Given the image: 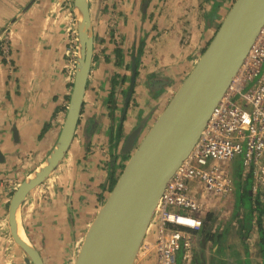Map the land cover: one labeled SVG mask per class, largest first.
Masks as SVG:
<instances>
[{
    "label": "crops",
    "instance_id": "0c3cea01",
    "mask_svg": "<svg viewBox=\"0 0 264 264\" xmlns=\"http://www.w3.org/2000/svg\"><path fill=\"white\" fill-rule=\"evenodd\" d=\"M210 1L215 7L216 0ZM230 1L219 0L213 12L209 0H148L147 6L146 0H89L93 60L74 138L63 160L26 196L18 213L23 235L44 264H73L109 194L110 175L116 177L120 168L123 155L114 158L111 168L107 151L112 118L119 117L123 108L120 97L130 74L115 63L116 51L130 60L142 47L121 148L136 125L144 124L146 132L159 116L169 101L168 91L184 80ZM73 33H77L73 0H0V42L5 40L9 52L6 62L0 50V264H27L20 249L10 247L6 239L9 203L18 185L43 165L58 140L74 78L68 51ZM185 35L190 46L182 44ZM156 74L168 83L157 97ZM235 202L232 195L226 210L211 209L210 225L203 224L192 235L191 264H243L246 259L262 264L255 234L249 237ZM232 207L237 209L233 215ZM154 236L151 230L143 244ZM152 259L136 258L133 264H155Z\"/></svg>",
    "mask_w": 264,
    "mask_h": 264
},
{
    "label": "water",
    "instance_id": "95a60500",
    "mask_svg": "<svg viewBox=\"0 0 264 264\" xmlns=\"http://www.w3.org/2000/svg\"><path fill=\"white\" fill-rule=\"evenodd\" d=\"M73 13L77 54L63 126L43 167L18 185L9 203L10 237L25 255L27 264L44 263L21 233L19 209L26 196L48 178L69 149L93 60L89 0H73ZM263 24L264 0L232 2L207 47L150 128L142 135L141 127H137L125 139L121 153L129 154V158L91 222L73 264L135 262L167 182L193 150ZM132 88L130 85L125 97L123 114Z\"/></svg>",
    "mask_w": 264,
    "mask_h": 264
},
{
    "label": "built area",
    "instance_id": "2783aa9c",
    "mask_svg": "<svg viewBox=\"0 0 264 264\" xmlns=\"http://www.w3.org/2000/svg\"><path fill=\"white\" fill-rule=\"evenodd\" d=\"M5 45L2 40L4 55ZM263 66L264 24L193 150L167 182L153 217L155 238L142 244L140 258L152 254L155 264H191L192 235L200 232L204 223L200 199H227L234 194L228 164L236 156L252 176L251 195L264 199ZM238 95L241 99L234 102Z\"/></svg>",
    "mask_w": 264,
    "mask_h": 264
},
{
    "label": "rangeland",
    "instance_id": "374dc122",
    "mask_svg": "<svg viewBox=\"0 0 264 264\" xmlns=\"http://www.w3.org/2000/svg\"><path fill=\"white\" fill-rule=\"evenodd\" d=\"M147 1L148 0H146V3L144 4L145 6H147ZM216 2H219V0H216ZM216 2H215V7H214V5L211 3V1L209 0V2L207 3L208 4V6H209V10H212L213 12H215V10H216ZM232 2H234V0H231L230 1V3L228 4V9L230 8V6H231V4H232ZM228 9H227V11H228ZM208 10V11H209ZM144 11V10H143ZM226 11V12H227ZM226 12H225V14H226ZM208 15V14H207ZM151 18V17H150ZM205 18V17H204ZM205 20H207V19H205ZM196 21H200L199 20V17L196 19ZM221 22V20L219 21H216V25H215V28L217 29V27H218V25H219V23ZM215 30V29H214ZM214 33H215V31H213L212 32V36L211 37H213V35H214ZM77 33H73V37L71 38V47H70V49L68 50L69 51V56H70V67L72 68V71H74L75 70V59H76V54H77V35H76ZM116 36H118V34H116ZM116 36H113V37H116ZM185 36H187V35H185ZM183 37V40H182V44L184 45V46H190L191 45V43H190V38L187 36V37ZM210 37V38H211ZM1 40V39H0ZM210 41V40H209ZM209 41L208 42H206L204 45H203V47L201 48V51H200V54H199V56L201 55V53L205 50V48L207 47V45H208V43H209ZM5 48H6V53L7 54H5L3 57H2V59L4 60V61H6L7 62V59H8V55H9V52H8V45H7V43H6V45L4 46ZM138 51L136 52V56L137 57H134V55L131 57V59L129 60L128 59V57H126V59H127V61H126V64L124 63L125 62V58L123 57V55H122V51L121 50H117L116 51V54L114 55L115 56V63L117 64V66H121L122 65V67L121 68H123L124 70H125V72L124 73H127V76L130 74V78H129V80L128 79H126L125 81H126V83L128 84V87H127V89H125V91H123V93L121 94V97H120V99H121V101H122V103H124V100H125V97H126V95H127V92H128V90H129V87H130V85L132 86L133 85V88H134V85H135V79H136V77H137V75H138V72H139V56H140V54H141V51H142V47H141V49L139 48V49H137ZM2 52V51H1ZM114 53V52H113ZM139 53V54H138ZM131 54H133V49H132V51H131ZM199 56L198 57H196L191 63H190V68H189V70H188V72L185 74L186 76L188 75V73H189V71L192 69V67L194 66V64H195V62L197 61V59L199 58ZM134 58V59H133ZM137 58H138V63H137ZM264 67V66H263ZM131 74H134V78H133V80H131ZM154 74V73H153ZM152 74V75H153ZM122 75V74H121ZM121 75H119V76H121ZM118 76V75H117ZM118 76V77H119ZM185 76V77H186ZM155 77H157V82H156V86H155V95H156V97L157 96H159V93H157V92H161V91H163V89L165 88V86L167 85L168 86V83H164V80L165 79H163V77H162V79H160L159 78V76L156 74L155 75ZM185 77H184V79H185ZM121 78V77H120ZM119 78V79H120ZM114 81H116V77L114 78ZM121 81V80H120ZM160 81V82H159ZM165 82H167V81H165ZM73 83V82H72ZM125 83V82H124ZM161 83V84H160ZM252 84V83H251ZM251 84H249V85H247V87L245 88V89H243L242 90V92H241V94H244L247 90H248V88L251 86ZM180 86V85H179ZM178 86V87H179ZM133 88H132V91H131V96H132V93H133ZM171 90V89H170ZM175 91L176 90H172L171 92L170 91H168V100H170V98L173 96V94L175 93ZM148 92H149V90H148ZM154 94V93H153ZM131 96H130V98H131ZM130 98H129V101H130ZM239 99H241V96L240 95H238V96H236L234 99H233V101L234 102H237ZM113 100H114V93H113ZM129 101H128V103H129ZM113 103H114V101L112 102V103H109V105L110 106H112L113 105ZM168 103V102H167ZM126 111H127V108H126V110H125V112H124V114H123V109H121V112H120V114H119V117H117V118H112L113 119V122H114V128L111 130V134L113 133V131L115 130V128H116V125H117V123H118V121L120 120V117H122V116H124L125 115V113H126ZM112 114V113H111ZM112 116V115H111ZM145 133V131L144 132H142V135ZM111 134H110V136H111ZM135 148V147H134ZM133 148V149H134ZM118 151V146H114V141H111L110 140V142H109V149H108V151L107 152H112V153H114V152H117ZM110 155V154H109ZM121 154L120 153H115L114 155H113V157H117V156H120ZM128 158H129V154H126V155H123L122 156V162H121V164H120V168L118 169V172H117V174H116V177L118 178V176L120 175V173H121V171H122V169H123V167H124V163L128 160ZM107 159H108V157H107ZM238 166V157L236 156L235 158H234V160L233 161H231L229 164H228V167L230 168V169H234V168H236ZM114 179H115V177H113ZM108 188H110V187H108ZM109 192H110V190H109ZM234 195V194H233ZM210 198H211V200H210ZM231 198V196L230 197H228L227 199H218V198H212V197H208V198H206V199H203V198H201L200 199V201L202 202L201 203V207H203L202 208V210H201V217H202V219H205V216L206 215H204L205 213H208V212H211L212 210L211 209H215V210H217V209H222L223 211L224 210H226V208H228V207H230L231 205H230V203H229V199ZM205 200V201H204ZM235 205L237 206V208H240V209H238V210H241V213H242V209H241V207L240 206H238L237 204H236V202H235ZM232 209V211H231V215H233L234 213H236L235 211L237 210L236 209V207L235 208H231ZM222 215H227V213L226 212H223V214ZM231 215H229V217L231 216ZM241 217H242V214H241ZM212 218V217H211ZM224 219H226V218H224ZM255 220V219H254ZM241 221H243V223H244V221L245 220H243V217H242V219H241ZM216 222H217V219H216ZM207 223V222H206ZM210 222H208L207 223V225H210L209 224ZM221 224V223H220ZM244 224H246V223H244ZM151 226L149 227V230L147 231V234L149 235L150 234V231L151 230H154L155 231V222H154V219L151 221V224H150ZM217 225V224H216ZM246 225H248V224H246ZM155 235H156V232H155ZM4 237L3 236H1V239H3ZM154 238H155V236H154ZM6 239L9 241L8 242V245H10V247L12 246V245H15L14 244V242H13V240L11 239V237L10 236H7V234H6ZM4 240H5V238H4ZM253 240V239H252ZM153 242V241H152ZM152 242H150V243H152ZM7 243V242H6ZM257 249H258V247H257ZM9 258H10V253H9ZM148 258H149V260L150 259H154V256H152V254H150L149 256H148ZM137 259L139 260V259H141V258H138L137 257ZM152 259V260H153ZM6 260H8V258L6 259ZM154 261V260H153ZM155 263V262H154Z\"/></svg>",
    "mask_w": 264,
    "mask_h": 264
},
{
    "label": "trees",
    "instance_id": "16d2710c",
    "mask_svg": "<svg viewBox=\"0 0 264 264\" xmlns=\"http://www.w3.org/2000/svg\"><path fill=\"white\" fill-rule=\"evenodd\" d=\"M137 63H138V58H137ZM113 83H114V79H113ZM113 93H111L110 95L109 103H112L114 101ZM123 121L124 118L117 123L115 130L110 136V140L114 141L115 143L114 146H116L123 137ZM229 170L235 185L234 195L238 200L237 205L240 206L242 209L241 214L243 220H245L244 223L248 224L247 225L248 227L246 226L245 228L249 234V237H253L252 233L255 234L256 247H258L259 250L258 252L259 254H261L262 259L264 260V199H259L251 195L250 187L252 183V176L250 173H247L242 169L240 165V159H238V166L234 169L229 168ZM110 176L111 178L109 179L110 181L109 190L112 189V187L116 182V179L112 177V174ZM213 216L214 215H211L210 212L206 214L205 219H203L204 226L206 222H210L213 220ZM243 264H251V262L246 259ZM262 264H264V261L262 262Z\"/></svg>",
    "mask_w": 264,
    "mask_h": 264
},
{
    "label": "flooded vegetation",
    "instance_id": "af4514ba",
    "mask_svg": "<svg viewBox=\"0 0 264 264\" xmlns=\"http://www.w3.org/2000/svg\"><path fill=\"white\" fill-rule=\"evenodd\" d=\"M123 106H124V104H123ZM127 106H128V103H127ZM123 118L125 119V115L122 116V117H120V120H119V121H121ZM119 121H118V122H119ZM123 122H124V121H123ZM144 122H145V121H144ZM144 122H142V123H144ZM138 125H139V126H138ZM138 125H136V127H134V128L136 129L137 126H138V127H141V132H142V129L145 128V125H144V124H143V125L138 124ZM113 128H114V127H113ZM127 136H128V135H127ZM127 136L125 137V139L127 138ZM122 138H123V137H122ZM122 138H121V139H122ZM125 139H124V141H123V143H122V145H121V148L118 147V151H117V152H114V153H111V152L109 153V152H107V154H110V159H109V155H107V157H108V159H107L108 161H107V162H108V165H109L111 168H112V165L115 164V160H114L115 157H113V155H114L115 153H117V154H118V153L122 154V153H121V149H122V147H123V144H124V142H125ZM114 144H115V143H114ZM116 146H119V143H118ZM122 155H123V154H122ZM110 167H109V168H110ZM111 173H112V171L110 172V174H111ZM48 177H49V176H48ZM112 177H113V176H112ZM115 179L117 180V177H115ZM43 183H44V182H43ZM43 183H42V184H43ZM40 185H41V184H40Z\"/></svg>",
    "mask_w": 264,
    "mask_h": 264
},
{
    "label": "bare ground",
    "instance_id": "6f19581e",
    "mask_svg": "<svg viewBox=\"0 0 264 264\" xmlns=\"http://www.w3.org/2000/svg\"><path fill=\"white\" fill-rule=\"evenodd\" d=\"M40 167H43V165H41ZM151 226V225H150ZM21 233H22V231H21Z\"/></svg>",
    "mask_w": 264,
    "mask_h": 264
}]
</instances>
